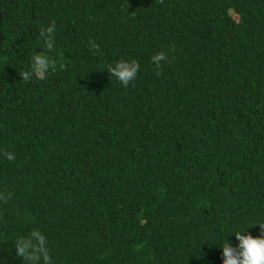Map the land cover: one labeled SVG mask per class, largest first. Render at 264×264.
<instances>
[{
  "label": "trees",
  "instance_id": "16d2710c",
  "mask_svg": "<svg viewBox=\"0 0 264 264\" xmlns=\"http://www.w3.org/2000/svg\"><path fill=\"white\" fill-rule=\"evenodd\" d=\"M0 15V264H222L225 236L264 220V0Z\"/></svg>",
  "mask_w": 264,
  "mask_h": 264
},
{
  "label": "clouds",
  "instance_id": "9594fccd",
  "mask_svg": "<svg viewBox=\"0 0 264 264\" xmlns=\"http://www.w3.org/2000/svg\"><path fill=\"white\" fill-rule=\"evenodd\" d=\"M54 25L50 24L44 32L49 36L46 38L47 47L52 48L50 34ZM164 58L163 53H157L153 60L159 62ZM49 67V62L41 55H35L32 61V71L39 75H43ZM137 64L134 61L120 60L114 66H109L108 71L114 75L122 85L127 86L129 81L133 80L137 74ZM25 79L31 78V72L22 73ZM9 155V159H11ZM253 225H259V234L252 235L247 231V228ZM250 226L241 227L238 230H232L228 234H234L236 242L233 243L228 238V234L223 239L222 249V264H264V220L254 222Z\"/></svg>",
  "mask_w": 264,
  "mask_h": 264
},
{
  "label": "water",
  "instance_id": "95a60500",
  "mask_svg": "<svg viewBox=\"0 0 264 264\" xmlns=\"http://www.w3.org/2000/svg\"><path fill=\"white\" fill-rule=\"evenodd\" d=\"M0 19H1V15H0ZM0 43H1V35H0Z\"/></svg>",
  "mask_w": 264,
  "mask_h": 264
}]
</instances>
